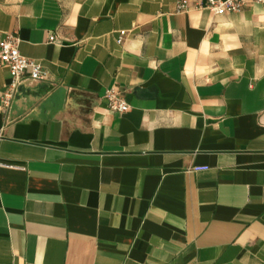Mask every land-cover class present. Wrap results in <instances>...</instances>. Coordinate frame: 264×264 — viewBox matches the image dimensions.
Masks as SVG:
<instances>
[{
	"label": "crops",
	"instance_id": "0c3cea01",
	"mask_svg": "<svg viewBox=\"0 0 264 264\" xmlns=\"http://www.w3.org/2000/svg\"><path fill=\"white\" fill-rule=\"evenodd\" d=\"M177 1L0 0V264H264V7Z\"/></svg>",
	"mask_w": 264,
	"mask_h": 264
},
{
	"label": "built area",
	"instance_id": "2783aa9c",
	"mask_svg": "<svg viewBox=\"0 0 264 264\" xmlns=\"http://www.w3.org/2000/svg\"><path fill=\"white\" fill-rule=\"evenodd\" d=\"M194 7L209 9L213 14L218 15L226 12L241 11L250 3H259L264 7V0H194ZM190 8L188 0L177 1V11H187ZM125 30L120 31L118 41L121 42ZM57 35L50 34L49 40H56ZM20 38L15 33H8L0 39V68L6 67L10 72V82L1 95V105L7 111L13 102L15 94L25 80L41 81L48 78V71L44 65L33 58L23 55L19 50ZM108 108L112 111L127 112L130 105L122 98L116 86L107 89L105 93ZM0 167L24 170L23 165L6 163L0 161Z\"/></svg>",
	"mask_w": 264,
	"mask_h": 264
}]
</instances>
